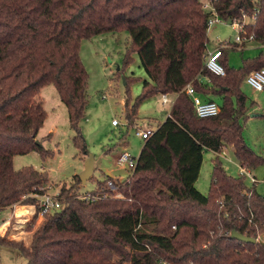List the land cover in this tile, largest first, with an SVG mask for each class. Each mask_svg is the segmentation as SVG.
I'll use <instances>...</instances> for the list:
<instances>
[{"label": "trees", "instance_id": "trees-1", "mask_svg": "<svg viewBox=\"0 0 264 264\" xmlns=\"http://www.w3.org/2000/svg\"><path fill=\"white\" fill-rule=\"evenodd\" d=\"M213 11L230 23L257 14L245 29L264 43V0H0V211L16 203L34 205L28 229L40 212L34 195L47 192L50 175L33 166L16 169L14 157L33 151L49 156L38 139L47 117L37 98L42 87H56L74 145L88 153L80 126L89 82L83 40L129 32L126 63L137 52L150 79L132 105L127 87L128 126L146 100L175 95L166 120L144 141L136 169L123 180L108 175L97 182L100 190L114 179L122 197L81 199L76 188L82 181L75 175L73 185L60 189L61 207L43 214L29 245L0 234V247L19 251L27 264H264L261 240L231 237L234 229L256 239L264 233V195L246 185V175L228 174L219 156L231 145L241 167L264 165L240 123L247 101L241 85L264 67V50L235 69L224 49L225 74L211 73L205 56ZM188 85L206 100L222 97L219 114L199 117ZM206 150L217 155L208 194L196 186Z\"/></svg>", "mask_w": 264, "mask_h": 264}, {"label": "rangeland", "instance_id": "rangeland-1", "mask_svg": "<svg viewBox=\"0 0 264 264\" xmlns=\"http://www.w3.org/2000/svg\"><path fill=\"white\" fill-rule=\"evenodd\" d=\"M205 3L206 8L210 9L209 2ZM246 20L250 22L249 17ZM238 34L239 29L230 22L222 20L214 23L208 29V50H214L226 40L234 43ZM245 43L243 49H225L229 67L240 69L244 61L257 57L264 50V44L260 42ZM241 46L242 44L239 47ZM130 47L131 37L127 30L107 32L82 41L80 55L89 73V82L88 107L80 126L88 153L74 145L75 132L70 126L67 107L56 87L53 84L46 85L37 95L47 112L38 139L50 151L49 156L43 158L36 151L17 155L14 157V167L20 169L33 166L47 171L50 175L48 193L58 194L62 186L73 185L74 176L80 175L84 170L89 154L94 156V174L86 183H81L76 188L78 193L94 190L97 182L106 180L108 175L127 178L132 170L120 165L118 157L125 150L132 156L139 157L144 140L136 135L137 127L156 129L168 117L171 105H164L162 94H158L141 104L138 115L132 122L133 126L127 125L124 107L127 87L132 105L142 91L143 81L150 79L137 52H131V61L126 63ZM241 90L247 97L246 113L240 118L243 137L250 147L264 157V89H254L245 79ZM170 95V98L175 96ZM215 101L221 106L223 99L218 96ZM233 102L237 103L236 98H233ZM114 119L120 121L119 126L113 125ZM219 156L228 174L236 177L241 175V163L236 159L231 145L225 146ZM216 157V153L211 150L204 152L200 176L196 182L197 188L204 194L209 191L213 159ZM251 173L257 182L254 185L251 178L246 176V185L249 188L255 187L258 193L264 195V165L251 170ZM35 213L34 205L17 203L0 211V234L29 245L33 233L44 220L39 214L31 224V229H28ZM260 240L264 241V233ZM0 264H27V260L19 251L1 246Z\"/></svg>", "mask_w": 264, "mask_h": 264}, {"label": "built area", "instance_id": "built-area-1", "mask_svg": "<svg viewBox=\"0 0 264 264\" xmlns=\"http://www.w3.org/2000/svg\"><path fill=\"white\" fill-rule=\"evenodd\" d=\"M210 5V3H209ZM205 7H207L205 3ZM207 9V8H206ZM212 6L210 5V9L212 10ZM247 16L244 17L243 22L235 20L231 24L234 25L239 29V34L235 37L234 43L243 44L245 42H252L255 40L254 34H247L245 29V24L247 22ZM257 19V14H254L252 17H249V21H255ZM222 21V19L213 11L212 15L208 20V27L210 28L214 23ZM234 43H231L230 40H226L222 42V45L215 48L214 50H208L205 56V67L211 72L216 75H224L225 68L224 65L221 63L220 58L223 54V50L227 48H234ZM264 44V43H262ZM246 82L251 85L256 90H263L264 89V67L257 69L250 73L246 77ZM186 93L192 98L196 113L199 117H211L216 116L219 114L221 108L220 105L214 100H206L203 99L200 95L197 94L196 89L193 85H188L186 87ZM170 94H162V103L164 105L170 104L172 106L175 97L170 98ZM113 125L119 126L120 121L117 119L113 120ZM155 129L147 128L143 129L137 127L136 135L139 136L144 141L148 139L154 132ZM118 162L122 166H126L127 168L134 171L136 169L138 163V157L132 156L128 151H124L118 157ZM241 175H246L251 178L253 183L257 182L255 176L252 175L250 170H247L241 167ZM120 180H123L120 178ZM59 194V193H58ZM58 194H50L45 192L44 194H35L34 196L38 198V203L40 207L39 214L43 216V214L49 210L59 209L61 207V202L58 198ZM108 194H113L115 197H122V194L119 191V186L117 185L114 179H108L106 182V186L98 190L95 188L92 191H86L83 193H78V197L81 199H86L90 201H96L106 197ZM261 234L258 236L257 240H260ZM262 241V240H261ZM264 243V241H262Z\"/></svg>", "mask_w": 264, "mask_h": 264}, {"label": "water", "instance_id": "water-1", "mask_svg": "<svg viewBox=\"0 0 264 264\" xmlns=\"http://www.w3.org/2000/svg\"><path fill=\"white\" fill-rule=\"evenodd\" d=\"M38 143H40L39 140H37ZM94 174V156L92 154H89L86 163H85V168L84 170L80 173L79 177L82 181V183H86ZM231 237L238 239L240 241L246 242V243H255L257 241L256 238L246 236L237 230H233L231 233Z\"/></svg>", "mask_w": 264, "mask_h": 264}, {"label": "crops", "instance_id": "crops-1", "mask_svg": "<svg viewBox=\"0 0 264 264\" xmlns=\"http://www.w3.org/2000/svg\"><path fill=\"white\" fill-rule=\"evenodd\" d=\"M197 94L200 95L203 99H205V97L203 96V94L199 93L198 91H197Z\"/></svg>", "mask_w": 264, "mask_h": 264}]
</instances>
